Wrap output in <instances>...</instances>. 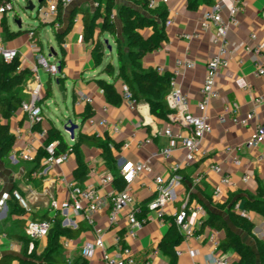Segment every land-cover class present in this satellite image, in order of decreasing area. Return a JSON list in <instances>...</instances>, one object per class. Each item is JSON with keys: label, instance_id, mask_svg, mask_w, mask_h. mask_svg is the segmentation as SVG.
<instances>
[{"label": "crops", "instance_id": "crops-1", "mask_svg": "<svg viewBox=\"0 0 264 264\" xmlns=\"http://www.w3.org/2000/svg\"><path fill=\"white\" fill-rule=\"evenodd\" d=\"M115 3L117 6L129 5L125 0H115ZM215 4L220 6L223 17H226L230 8L228 0H213L211 5L200 1L197 10H189L186 0H168L165 5L168 10L167 18L171 20V24L165 26L167 39L160 48L145 54L141 60L143 69L161 67L162 71L168 72L173 71L178 58L194 63L191 68L181 69L175 77L177 85L188 97L189 111L194 115H200L197 103L201 99L200 90L205 78L206 63L216 54L217 50L213 43L215 28L213 26L208 29L201 27L205 12ZM99 5L97 0H77L62 8V21H56L57 26L51 23L41 26L36 34L39 44L38 52L45 56L41 42L42 35L46 38L49 46L51 38L56 43V48L49 47L48 56L51 61L58 62L63 48L65 65L59 75L63 81L56 84L57 78H53L43 70H39L37 73L30 72L21 87V96L23 102L26 103L33 102L37 96H41L39 106L44 117L40 123L42 130L46 131L51 125L55 126L67 144L75 143L79 135H95L104 139L107 134L114 141L121 142L122 145L124 142L129 144L126 148L121 146L120 151H114L116 171L120 170L123 162H145L147 160H150L151 169L148 172L135 175L129 182L130 200L115 224L109 223L108 209L91 213L90 220L86 218L84 212L80 213L76 219L85 228L77 239L69 240L66 247L62 245L66 258L73 259L79 254L81 247L86 244H94L95 239L100 236L103 247L95 248L87 264H104V253L113 255L118 252V247L115 246V237L121 235L122 243L127 245L133 253L134 264H169V258L157 248L159 241L168 230V222L165 220L163 224H160L155 219V214L150 213L149 221L137 229L136 236H132L129 234L130 227L126 217L129 211L138 210L141 205L154 197L153 179L155 176L164 179L173 196V201L164 207L165 217H174L186 200L191 205L197 204L203 208L201 213H191L188 216L199 239L190 238L182 241L177 247L182 251V254L177 256V264H213L214 257L220 255L209 239L210 233L217 230L207 225L202 226L203 220L208 216L207 211L218 213L224 217L241 240L256 252L255 238L264 243V213L248 211L249 219L254 223L253 236H250L231 224L226 209L232 202H236L241 208H244L248 198L258 197L259 189H264V142L257 148L246 145L255 126L257 124L264 126V103L257 105L253 100L255 95L264 93V76L254 75V60L251 55L244 52L246 44L264 45V0H244L243 11L238 15L239 24L230 28L227 34L230 51L229 63L226 67L220 68L216 75L215 81L219 97L211 100L207 108L212 131L205 135L198 159L187 167L183 166L186 150L178 139H174L177 143L170 158L164 159L160 154V149L173 141L172 138L164 134L167 127L171 128L173 134L180 131L185 135L187 132L181 126L178 116L171 107L170 100L166 97L170 112L164 118L152 115L148 104L143 101H139L136 109L131 110L121 98L122 79L112 78L103 72L105 64L109 61L114 66L115 74L118 70L116 42L107 32L100 35V39L105 44L104 56L101 64H96L92 54L93 46L83 38L82 19L86 11L93 12ZM100 7L102 12L103 5L101 4ZM71 12H74L73 26L66 35L65 43L61 48L55 38V32L63 29ZM113 15L118 35L124 41L121 20L116 9L113 11ZM6 17L8 22V14ZM10 29L16 31L11 26ZM18 29H21V26ZM29 29L21 30L22 32L11 39H4L2 35L1 43L7 48L16 49L21 61V68L31 70L37 52L29 47L27 35ZM148 32L149 30L143 31L144 34H148ZM194 33H197V36L190 39L182 36V34L192 35ZM250 33L255 34L254 40L249 38ZM49 34L52 35L51 38ZM98 35L99 28L95 38ZM108 45L110 49H108ZM96 79H104L112 83L115 94H110L107 99L103 90L96 83ZM49 81L51 94L48 97L46 89L49 86ZM58 85L63 87L64 95L58 90ZM247 85L249 90L245 89ZM78 93L90 97L92 102H80L77 97ZM59 99L61 103H59ZM234 101L240 104L241 116L249 111H255V117L247 126L235 125L230 120L225 123L218 122L217 117L223 113L224 106ZM87 107L95 119L106 117L112 123L118 124L119 132L112 134L102 127L89 126L86 122L87 119H83ZM104 107L106 110L103 109ZM65 115L78 124L74 130L73 139L69 132L63 129ZM0 120L2 121L1 116ZM9 126L15 140L10 150L3 156L0 155V191L3 194L18 190L29 205V211H25L22 216L11 212L13 204L16 203L12 198L8 199L6 206L0 209V260L2 257H10L8 264H12L19 262V257H23L31 251L29 245L28 248H25L23 241L17 238V235L25 236L23 229L26 221L45 214L53 216L60 213L62 220H64L65 214L73 216L70 209L67 212L65 210L69 201V191L60 178L64 176L68 181H75L74 171L77 163L75 154L71 152L68 162L49 168L44 165L45 158H43L41 166L33 171V162L22 160L19 157V152L24 148L33 147L36 155L38 148L43 145L46 135H40V131L34 128V123L30 121L27 113L21 107L12 114ZM17 133L20 136H17ZM146 139L150 141L140 146L137 145ZM228 146L234 147L235 151L226 153L225 148ZM79 150L88 169L87 176L81 186H93L101 191L106 190L108 186L102 188L101 178L110 173V170L102 159V148L81 144ZM234 157L239 160L238 165L233 163ZM175 164H180L181 168L174 174L171 167ZM211 164L220 165L223 173L229 175L236 182L234 187L223 186L219 197H215L213 191L220 182V175L210 170ZM243 175L247 176L245 182L240 180ZM53 201H56L57 207L51 206ZM216 204L223 207L217 208ZM217 236L219 240L223 236V232L217 231ZM63 240L64 237H61L59 240L61 244ZM35 241L36 252L39 254L47 244V237ZM155 249L157 253L154 254ZM222 257L231 264L239 262V256L233 251L222 254Z\"/></svg>", "mask_w": 264, "mask_h": 264}, {"label": "built area", "instance_id": "built-area-1", "mask_svg": "<svg viewBox=\"0 0 264 264\" xmlns=\"http://www.w3.org/2000/svg\"><path fill=\"white\" fill-rule=\"evenodd\" d=\"M77 0H42V2L37 7V18L40 20V24L46 25L48 23L54 24L57 26L56 18L59 12V8H63L74 3ZM168 0H150L149 5L151 7L157 5L158 3H167ZM230 3V8L228 15L223 17L221 13L220 6L215 4L204 14L203 20L201 22V27L203 29H208L213 26L215 28L213 43L216 46V54L210 58L206 63L205 78L201 87V99L197 103V107L200 111V115H194L189 111V100L186 94H184L181 88L177 85L175 77L181 69L191 68L194 66L192 61L178 58L175 61V66L172 71V78L170 83V90L167 94V98L171 102V107L175 111L178 119L180 120L181 126L186 129V134L178 131L176 134H173L170 127H167L164 130V134L173 139V141L166 146H163L160 149V154L164 159H168L171 156L172 151L176 147V140L178 139L181 145L186 150V155L183 161V166H190L198 159V155L201 149L202 141L208 133L212 131V126L210 123V118L207 113V108L211 100L219 97L218 90L216 88V75L220 68L226 67L229 63V43L227 40V34L230 28L236 27L239 24L238 15L243 11L244 0H228ZM13 10L12 2H8L4 5H0V16L5 13ZM114 15L111 14V19L113 20ZM76 21V20H74ZM171 20L169 18L165 21V26L170 25ZM30 28L27 30V35L29 38V47L30 49L37 52L35 63L31 67V72L37 73L39 70L51 75L53 78H57L60 75L59 63L56 61H51L49 58L41 54L39 51V44L36 34ZM2 32L0 30V57L5 61H10L14 57H18V52L14 48H7L1 43ZM185 38H193L197 36V33L192 35L182 34ZM249 38L254 40L256 38L254 33L249 34ZM244 52L254 60V75L257 77L264 76V45L261 44H246L244 46ZM51 56V55H50ZM159 72H162L161 67H157ZM249 90V86L245 87ZM120 93L122 101L127 105L131 110L136 109L137 101L133 97V94L126 83L123 81L120 84ZM78 100L80 102L90 103L92 99L82 93H78ZM41 96H37L33 102L26 103L22 102L20 107L27 113L30 121L32 123H41L44 119L42 114L41 107L37 104ZM254 103L260 105L264 103V93L254 96ZM106 110V107L103 108ZM255 117V111H249L245 115H240V104L236 101L231 104L224 106L223 113L219 114L217 120L219 123H225L227 120H230L235 125L247 126L250 121ZM86 122L89 126L95 128L97 126L102 127L108 130L110 133L115 134L119 132V126L116 123H112L106 117H102L97 120L93 116L87 118ZM40 135H46L45 130L40 131ZM17 136H20L17 133ZM174 139H176L174 141ZM150 140L146 139L139 142L137 145L140 146L144 143H148ZM264 142V126L257 124L251 133L249 139L246 141L248 147L257 148L260 144ZM128 142L123 143V147H128ZM54 146L55 143H49L46 146L48 156L45 158V166L53 167L59 166L69 161L71 149L59 154L54 155ZM235 151L234 147L228 146L225 148L226 153H232ZM19 157L27 162H32L35 158V149L33 147L24 148L19 152ZM233 163L238 165L239 160L237 157H234ZM181 165L175 164L171 167L172 172L175 174ZM210 170L220 175V182L215 186L213 194L215 197H219L222 193V187L225 185L236 186V182L227 174L223 173V170L218 164H211L209 166ZM151 169L150 160L145 162H123L119 170L120 175L127 182L124 189L118 191L113 185V176L111 173L105 174L101 178L102 188H108L104 191L93 186H81L74 180H66L64 176L60 178L62 182L65 183L69 191V201L65 206L66 212L70 209L73 213V216L65 214L64 220H62V225L65 227L75 228L77 226V217L81 212H84V215L87 219L90 220V214L95 211H104L109 210V223L115 224L118 216L122 213L127 202L130 200L129 194V182L131 179L142 172H148ZM45 173V171H44ZM241 181L245 182L247 176L243 175L240 178ZM155 184V194L152 199L145 203L147 208V213L141 218L136 217V210H131L127 213V221L130 227L129 234L136 236L137 229L141 228L146 224L150 219V213L155 214V219L160 224L165 222L164 219V207L173 201L172 193L169 187L165 184L164 179L160 176H155L153 179ZM14 199L20 207L25 211H29V205L26 198L18 191L12 190L8 193L1 194L0 191V209L6 206L8 199ZM52 207H57L56 201H53L51 204ZM234 211L239 213L242 216L248 217V211L244 208H241L237 203L233 207ZM203 211L201 205H191L188 203V200L185 201L181 210H179L175 216L174 221L178 228L182 231L184 240L190 238L199 239V235L196 234L194 226L189 222L188 216L191 213L199 214ZM51 221L43 220H33L30 219L26 221V224L23 229V234L31 239L29 242L30 250L33 248V240H39L46 237L51 228ZM209 239L213 242L214 247L217 251L219 244L217 231H213L209 235ZM71 239L64 238L62 245L66 247L68 241ZM115 246L118 247V252L109 255L107 253L103 254V263L104 264H134L135 258L131 249L122 243V237L117 235L115 237ZM103 243L100 236H98L94 244H86L81 247L79 255L88 261V259L93 255L95 248H102ZM157 253V250L153 252ZM182 254V251L177 248L176 255L179 256ZM71 260L72 258L67 257ZM19 264V262L12 263ZM213 264H231L222 256H215L213 259Z\"/></svg>", "mask_w": 264, "mask_h": 264}, {"label": "trees", "instance_id": "trees-1", "mask_svg": "<svg viewBox=\"0 0 264 264\" xmlns=\"http://www.w3.org/2000/svg\"><path fill=\"white\" fill-rule=\"evenodd\" d=\"M12 0H0V5H4ZM129 5L117 6L115 0H97L102 7V12L99 7L95 8L93 12L86 11L83 15V38L93 46L92 54L97 65H100L104 56V41L100 39V35L107 32L116 42V54L118 62V70L115 74L114 66L111 61L107 62L103 68L112 78H121L131 90L133 97L137 102L143 101L148 104L150 113L157 118H164L170 112L166 96L170 90V83L172 72H159L157 68L143 69L141 60L143 56L161 47L162 43L166 41L167 34L165 30V21L168 16V10L164 3H158L151 7L150 0H125ZM187 8L189 10H197L200 1L206 4H212L213 0H186ZM118 11L121 20L122 34L124 41L118 35V30L115 23L111 19V14L114 10ZM7 12L0 16V30L5 39H11L16 36L21 29L13 31L7 22ZM14 18H18L14 14ZM74 19V12L69 15L67 23L63 29L55 32V38L59 45L63 46L65 37L72 29ZM100 20V22H99ZM56 21H62V8L59 12ZM42 24H39L33 30L37 34ZM99 28V35L95 38L97 29ZM144 30H149L148 34H144ZM61 69L64 67V51L61 49V56L58 59ZM30 70L21 68V61L19 57H14L10 61H5L0 57V155L7 153L15 140V136L10 132L9 120L17 108L23 102L21 96V87L27 77L30 75ZM59 83H62L63 78L58 76ZM96 83L103 90L107 99L110 94H115L113 84L104 79H96ZM51 88L46 89V96H50ZM41 99L37 103L39 105ZM92 116L89 107L86 108L83 119ZM34 128L41 131L40 123H35ZM55 143L54 155H59L68 149L75 154L77 167L74 171L75 181L81 185L86 178L88 169L79 150L81 144L87 146H99L102 148V159L107 164L110 173L113 176L112 185L120 191L124 189L127 182L116 171V159L114 151H120L122 143L111 139L107 134L104 139H100L95 135H79L73 144H67L60 133V131L53 125L46 130V139L42 146H40L35 155L32 170H36L41 166V160L48 156L46 146L49 143ZM146 203V202H145ZM145 203L136 210V217L141 218L147 213ZM236 202H232L226 209L228 220L236 228L243 230L250 236L254 228V223L248 217L242 216L235 212L233 207ZM217 208L223 207L220 204L215 205ZM244 209L246 211H255L264 213V189H259L258 197L248 198ZM11 212L18 216H22L25 210L14 203ZM207 218L202 222V226L207 225L217 231H222L223 236L219 239L217 252L222 254L233 251L239 256L238 264H264V243L255 238L256 252L250 245L241 240L240 236L235 233L228 225L227 221L220 214L207 211ZM49 220L51 221V228L47 237V244L41 253L36 252V241L33 240V248L27 252L25 256L19 257V264H87V260L81 255H76L73 259L66 258L60 238L77 239L84 230V225L77 223L75 228L65 227L62 225V218L60 213L53 216L45 214L33 220ZM169 227L163 238L159 241L157 248L159 251L169 258V264H177L176 249L183 241V233L178 228L174 221V217H165ZM121 236V235H120ZM122 237V236H121ZM17 238L23 241L25 248H28L29 239L26 236H19ZM10 257H2L0 264H8Z\"/></svg>", "mask_w": 264, "mask_h": 264}, {"label": "rangeland", "instance_id": "rangeland-1", "mask_svg": "<svg viewBox=\"0 0 264 264\" xmlns=\"http://www.w3.org/2000/svg\"><path fill=\"white\" fill-rule=\"evenodd\" d=\"M11 2L13 4V10L9 11L7 14H8V23L13 29L17 30L19 28L14 22L15 20L14 14H17L18 18L21 21V30H26L29 29L30 27H37L40 24V20L37 18V7L39 5L38 0H12ZM29 2H31L34 5V8L32 10L26 9ZM49 36L51 38L52 35L49 34ZM51 39H52L50 40L51 44L49 46L44 35H42L41 38L43 52L45 56L49 58V60H51L50 57L48 56L49 47L53 46L54 48H56L55 47L56 43L54 39L53 38ZM58 101L59 103H61L60 99Z\"/></svg>", "mask_w": 264, "mask_h": 264}, {"label": "water", "instance_id": "water-1", "mask_svg": "<svg viewBox=\"0 0 264 264\" xmlns=\"http://www.w3.org/2000/svg\"><path fill=\"white\" fill-rule=\"evenodd\" d=\"M42 2V0H38V3L40 4ZM34 8V5L29 2V4L27 5L26 9L27 10H32ZM15 24L20 27L21 26V21L19 18L16 19ZM105 43H107V40H105ZM108 49H110V46L108 45ZM59 70L61 71V67L59 66ZM56 84H59V80L56 79ZM58 90L62 93V95H64L63 92V87L61 85H58ZM66 117H64L63 121V129L67 132H69L70 137L73 139L74 137V130L78 127V124H76L71 118H67V115H65Z\"/></svg>", "mask_w": 264, "mask_h": 264}]
</instances>
